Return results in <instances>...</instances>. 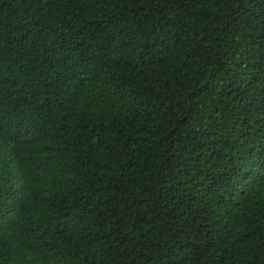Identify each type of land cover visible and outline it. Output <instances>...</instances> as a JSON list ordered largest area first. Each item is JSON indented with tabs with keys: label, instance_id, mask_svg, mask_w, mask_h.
I'll list each match as a JSON object with an SVG mask.
<instances>
[{
	"label": "trees",
	"instance_id": "1",
	"mask_svg": "<svg viewBox=\"0 0 264 264\" xmlns=\"http://www.w3.org/2000/svg\"><path fill=\"white\" fill-rule=\"evenodd\" d=\"M0 264H264V0H0Z\"/></svg>",
	"mask_w": 264,
	"mask_h": 264
}]
</instances>
